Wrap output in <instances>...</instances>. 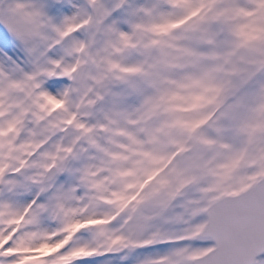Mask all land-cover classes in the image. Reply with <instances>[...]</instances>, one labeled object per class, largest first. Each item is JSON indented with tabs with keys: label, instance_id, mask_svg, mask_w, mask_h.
<instances>
[{
	"label": "snow or ice",
	"instance_id": "obj_1",
	"mask_svg": "<svg viewBox=\"0 0 264 264\" xmlns=\"http://www.w3.org/2000/svg\"><path fill=\"white\" fill-rule=\"evenodd\" d=\"M9 43L0 186L83 195L0 200V264H264V0H0Z\"/></svg>",
	"mask_w": 264,
	"mask_h": 264
},
{
	"label": "rangeland",
	"instance_id": "obj_2",
	"mask_svg": "<svg viewBox=\"0 0 264 264\" xmlns=\"http://www.w3.org/2000/svg\"><path fill=\"white\" fill-rule=\"evenodd\" d=\"M140 2V0H137ZM70 14V10L66 5L63 12H54L53 15L57 16V18L62 17L63 15ZM119 15V13L117 14ZM0 51L7 52L9 56H11L14 60L21 56V53L17 52L11 43L0 46ZM76 165L72 166L71 171H66L63 176L57 177L54 179L53 185L54 188L48 190V185L45 186V190L41 193V197L37 198V195L40 191L39 185H29L27 190L17 189L14 192H8L2 186H0V200H7L12 203L16 207H22L27 203H30L33 199L36 201V206L41 204H49L53 195H55L58 191L67 190L69 188H76V194L83 195V189L79 188L77 185V177L75 173ZM31 174V173H28ZM6 179L22 181V174H18L16 176L8 175ZM179 203V200L177 201ZM58 225L55 221L48 218V216H43L40 222L41 230H52L55 229ZM118 222H113L110 225V229L115 230L118 227ZM169 230L176 228L178 226L175 225H167ZM78 236L83 238L84 240H89L91 237L87 232L78 233ZM208 243H211L210 241ZM196 246H199V242H195ZM178 245H154L146 248L134 249V250H121L118 252L107 253L103 256H97L89 258L85 261H80L78 264H143V262L149 258H155L160 255L166 254L169 249ZM257 261H264V255L259 257Z\"/></svg>",
	"mask_w": 264,
	"mask_h": 264
},
{
	"label": "water",
	"instance_id": "obj_3",
	"mask_svg": "<svg viewBox=\"0 0 264 264\" xmlns=\"http://www.w3.org/2000/svg\"><path fill=\"white\" fill-rule=\"evenodd\" d=\"M64 174H65V172L56 175L51 181H48L46 185H50V184L52 183V181H53L57 176H63ZM46 185H45V186H46ZM45 186H44V187H45ZM51 189H52V186L48 187V190H51ZM42 192H43V191H41L40 193H42ZM263 254H264V253H260V254H258V255L255 257V259H257L258 257L262 256Z\"/></svg>",
	"mask_w": 264,
	"mask_h": 264
}]
</instances>
